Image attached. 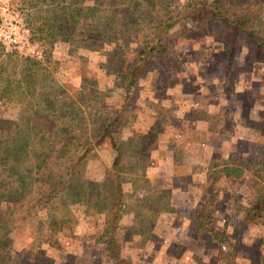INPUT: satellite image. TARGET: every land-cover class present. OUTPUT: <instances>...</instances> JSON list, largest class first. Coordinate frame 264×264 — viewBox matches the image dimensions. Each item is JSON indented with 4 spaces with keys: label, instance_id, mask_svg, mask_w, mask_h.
<instances>
[{
    "label": "rangeland",
    "instance_id": "obj_1",
    "mask_svg": "<svg viewBox=\"0 0 264 264\" xmlns=\"http://www.w3.org/2000/svg\"><path fill=\"white\" fill-rule=\"evenodd\" d=\"M219 1L247 12L253 28L264 35V0ZM45 2L41 5L34 0H0V40L7 49L23 55L39 59L46 55L56 60L53 74L63 90L61 95L56 88L58 99L89 95L92 113L98 119L105 112L110 114L103 111L105 103L120 108L119 126L110 128L103 141L90 139L93 149L85 163L87 178L106 180L112 185L120 179L121 171L135 167L133 164L146 165L158 148L163 151L161 159L168 160L171 154L170 160L184 172L198 165L210 172L223 165H254L259 160L258 150L264 142V107H259L258 119L250 114V107L257 106L256 102L264 106V87L260 85L264 81V63L254 60L248 42L234 37L231 26L219 21L199 23L181 16L166 33L177 58H144L143 72L138 74L137 83L131 84L127 73L137 70L139 63L135 60L142 41L156 32L154 18L164 10L170 14L185 10L188 0ZM40 8L48 9L41 11L44 18L52 16L55 9L60 16L59 31L53 37L36 28L35 15ZM78 10L83 12L84 20L75 24L74 12ZM110 19L113 24L109 29ZM119 104L126 106L118 107ZM17 110V104L11 101L0 106L3 116L16 117ZM113 116L110 114V118ZM98 119L92 124L88 119L81 120V127L89 134L93 127L96 133L100 128ZM112 132L121 140L122 156L117 157L111 146ZM192 132V143H171L172 139L184 141ZM227 149L232 153L222 155ZM136 174L129 173L127 177L131 180ZM180 176L185 185L192 178L198 180L186 173ZM202 180L206 182L202 183L201 205L192 211L198 210L196 222L216 245L206 247V243L201 254L190 251L187 258L193 264H264V204L258 202H264V184L248 169L238 178L218 173L210 176L207 172V178ZM68 200L75 214L68 222L57 224L45 208L38 211L31 224L16 219L0 230V264H72L81 259L71 253L75 246L70 242L80 241L81 250L100 253L106 264H125L119 251L115 256L108 255L111 253L107 245L112 234L118 250H122L124 241L116 234L125 226L106 233L103 215L85 211L70 194ZM5 204L13 205L11 194H7ZM87 232L89 237H96L95 246L86 243ZM137 257L133 254L131 261ZM180 261L179 254L174 253L166 264Z\"/></svg>",
    "mask_w": 264,
    "mask_h": 264
},
{
    "label": "trees",
    "instance_id": "obj_2",
    "mask_svg": "<svg viewBox=\"0 0 264 264\" xmlns=\"http://www.w3.org/2000/svg\"><path fill=\"white\" fill-rule=\"evenodd\" d=\"M45 1L52 3L56 0H34L41 5ZM86 8L91 10L93 6ZM44 10L48 9L40 8L35 15L36 28L53 37L59 31L57 21L60 16L55 9L53 15H47L46 19L41 14V11L45 13ZM74 15L77 16L75 24L84 20L80 10ZM181 16L199 23L219 21L231 26L234 37L248 42L254 60L264 63V35L253 28L252 18L247 12L227 7L219 0H188L185 10L177 14L164 10L154 18L156 32L142 41L140 58L135 60L139 63L137 70L127 73L131 84H136L138 74L143 72L144 64L141 62L144 58L152 55L162 59L177 58L173 45L166 40V33ZM108 23V28H112L113 20ZM56 64L50 56L39 59L7 49L0 40V106L11 101L18 108L16 117L0 114V230L7 229L16 219L31 224L38 211L45 208L57 224L68 222L75 216L68 200L70 194L73 200L83 205L85 211L102 214L104 232L109 233L119 227L123 197L121 181L117 179L110 185L106 180L89 179L85 175V163L93 149L91 140L103 141L110 128L119 126L120 108L105 103L103 111L108 110L114 116L110 118V114L105 112L106 115L102 114V118L98 119V115L92 113L89 95L82 97L83 93L75 99L67 95L68 100L58 99V94L54 93L56 88L61 95L63 90L53 74ZM87 119L91 124L97 119L100 122L96 133L93 127L90 134L81 127V120ZM109 141L117 151V157L122 156L120 138L112 132ZM258 151L260 158L254 165L240 162L223 165L210 168L212 170H208V175L218 173L238 178L248 169L264 184V142ZM7 194L12 196L11 207L5 204ZM258 202L264 204L261 200ZM107 245L108 253H111L108 255L115 256L119 250L112 234L107 238Z\"/></svg>",
    "mask_w": 264,
    "mask_h": 264
},
{
    "label": "crops",
    "instance_id": "obj_3",
    "mask_svg": "<svg viewBox=\"0 0 264 264\" xmlns=\"http://www.w3.org/2000/svg\"><path fill=\"white\" fill-rule=\"evenodd\" d=\"M260 85L264 87V81ZM255 104L257 106L250 107V114L258 119L259 107L264 106L259 105L258 102ZM201 122L206 123L204 120ZM201 135L202 133H199V136ZM192 137L193 132L188 133L184 141H182L183 139H172L171 143H182L183 146H186L194 141ZM194 137L196 139V135ZM202 140V138L199 139V141ZM162 152L161 149H156L152 159L146 165L133 164L135 167L121 171L119 176L121 184L126 183V186L122 185V205L125 204V208L122 206V214L119 220V226L123 229L125 226V230L118 231L117 234L115 232V234L119 240L124 241L121 246L122 250L119 249V255L125 264L126 262L142 264V259L147 262L149 260L152 264H166L174 253L180 256L179 264H193L191 259H188L190 258L188 255L190 251L201 254L206 243V247L216 245L208 233L201 231L199 222H196L198 210L192 211L201 205L202 183L206 182L202 178H207L208 169L198 165L195 168H186L188 170L185 172L181 171L182 168L170 160L173 157L170 156L171 154L168 155V160L161 159ZM230 153H232L231 149H227L226 153L222 155L228 156ZM133 172L137 174L131 176V180H129L127 175ZM185 173L197 177L198 180L192 178V182L185 185L180 176ZM198 215L200 216L199 213ZM89 236L90 234L87 232L86 243L95 246L96 237ZM80 242H70L71 245L75 246L71 253L78 254L77 257L79 256L81 259V261L77 260L72 264H96L98 259L99 264H106L100 253L95 254L94 251L81 250ZM133 254L139 257L131 261ZM126 256V260L123 259Z\"/></svg>",
    "mask_w": 264,
    "mask_h": 264
}]
</instances>
